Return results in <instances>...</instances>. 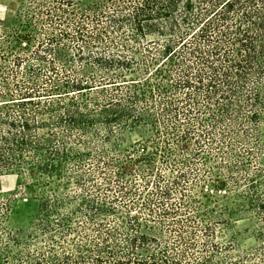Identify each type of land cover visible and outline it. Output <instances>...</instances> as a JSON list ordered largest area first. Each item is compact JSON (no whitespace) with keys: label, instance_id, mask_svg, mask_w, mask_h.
Returning a JSON list of instances; mask_svg holds the SVG:
<instances>
[{"label":"trees","instance_id":"obj_1","mask_svg":"<svg viewBox=\"0 0 264 264\" xmlns=\"http://www.w3.org/2000/svg\"><path fill=\"white\" fill-rule=\"evenodd\" d=\"M23 1L22 30L0 31V176L23 171L62 179L67 164L88 155L79 143L114 168L123 195L134 193L122 181L143 174L142 162L158 191L157 155L182 162L191 151L201 154L204 143L217 144L218 131L222 148L235 127L257 131L264 122V0H100L85 13L73 0ZM33 42L29 54L18 52ZM54 126L69 134L60 147H53V130L45 136ZM143 127L155 152L141 146L142 154L132 149L136 158L112 164L84 140L92 132L100 138L97 128L110 143L114 134ZM111 146L120 152L119 144ZM152 201L148 196L145 205ZM96 204L105 210V201Z\"/></svg>","mask_w":264,"mask_h":264},{"label":"rangeland","instance_id":"obj_2","mask_svg":"<svg viewBox=\"0 0 264 264\" xmlns=\"http://www.w3.org/2000/svg\"><path fill=\"white\" fill-rule=\"evenodd\" d=\"M99 1L73 0L79 13ZM27 5L23 0H0L2 33L12 36L13 30H22ZM34 46L23 45L18 52L29 54ZM55 64L63 61L56 58ZM46 119L55 122L57 116ZM48 130L56 134L53 147L68 141L63 128L45 129V136ZM96 131L100 138L92 132L84 140L103 150L109 164L136 158L141 146H146L145 154L155 152L150 128L129 129L122 137L114 134L110 143L102 140L104 128ZM233 132L220 148L223 137L218 131L217 144L204 143L201 154L193 156L191 151L182 162L165 163L157 155V175L163 177L158 191L152 188L155 176L147 175L142 162L137 165L143 174L122 181L134 193L123 195L114 168L100 164L96 152L79 143L77 150L88 155L77 165L67 164L62 179L23 171L0 176V264H150L167 258L179 264H264V122L257 131L243 133L235 127ZM77 135L74 131L70 137ZM116 144L120 152L112 151ZM148 196L153 201L145 205ZM104 201L105 210L99 211L96 202Z\"/></svg>","mask_w":264,"mask_h":264}]
</instances>
